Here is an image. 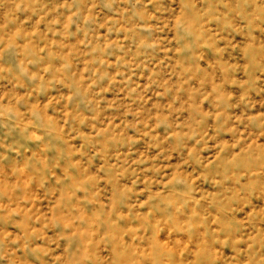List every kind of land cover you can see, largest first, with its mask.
Instances as JSON below:
<instances>
[{
  "label": "rangeland",
  "instance_id": "rangeland-1",
  "mask_svg": "<svg viewBox=\"0 0 264 264\" xmlns=\"http://www.w3.org/2000/svg\"><path fill=\"white\" fill-rule=\"evenodd\" d=\"M0 264H264V0H0Z\"/></svg>",
  "mask_w": 264,
  "mask_h": 264
}]
</instances>
